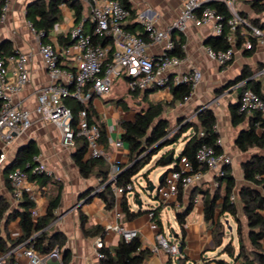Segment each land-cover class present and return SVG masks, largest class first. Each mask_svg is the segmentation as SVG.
<instances>
[{"label": "crops", "instance_id": "1", "mask_svg": "<svg viewBox=\"0 0 264 264\" xmlns=\"http://www.w3.org/2000/svg\"><path fill=\"white\" fill-rule=\"evenodd\" d=\"M36 1L38 0H4V5L1 9V13H4L5 17L4 21L0 22V55L9 54L12 51L29 56L27 62L28 82L14 96V99L19 101L22 107L30 112L32 121L31 127L21 137L16 139L9 148L7 159L0 168L1 176L4 180L2 169L13 161L18 148L34 141L39 149V162L50 170L54 177L59 179V181L49 179L48 184L43 187L44 189L39 194L35 205L39 216H43L46 213L48 200L56 193L57 186L60 185L62 187L60 207L56 211L57 217L48 227L49 234L58 232L63 235L64 246L62 247L61 258L63 257V252L67 249L69 255L67 264H99V260L96 259L95 255L94 241L97 238H101L106 248H113L120 240L119 237L103 231V227L106 224L113 222L112 210L106 209L99 198L90 197L93 191L88 197L89 201H87L88 198H82V195L87 190H90L99 179L96 176L81 177L73 161L75 147L73 149L62 148L56 128L42 121L34 111L37 91L53 83L48 77L38 54L36 35L28 26L27 12L33 9V4ZM42 1L47 2L48 0ZM250 1H238L235 5L236 11L244 15L249 21L257 20L260 25H263L264 12L256 14L251 8ZM60 2L59 20L50 32L48 40L59 52L61 66L66 70H72L76 65L78 51L74 42L70 40V32L75 26L81 25L82 31L90 35L94 23L87 0H60ZM129 4L132 14L124 24V27L128 32L140 36L145 34L138 19L139 14L152 19L156 27L164 29L178 17L182 0H129ZM77 9L80 11L79 17L76 15ZM60 37L67 39L65 47L60 45ZM176 37H179V40L182 41L181 48L184 52V58L177 67L169 70V75L193 69L201 72L200 82L192 89L191 95L183 103H177L174 106L168 105L171 101V93L166 88L136 92L137 94L134 95L133 92L127 90L125 85L121 86L119 82L115 85L110 95L94 96L92 99V119L103 127L106 135L107 145L104 150L109 156V161H105L107 174L111 162H120V164L127 162V145L123 143L122 148L113 146V142L120 139V135L123 132L121 122L132 121L135 114L145 110L149 104L161 103L163 105L167 104L164 108L163 118L168 121L171 129H176L177 122L180 119L196 122L195 113L200 107L212 110L216 119V133L221 140L220 150L229 156L238 168H231L235 184L237 187L246 185L247 183L242 178L241 164L251 155L257 153L258 150L252 148L243 153L236 148V136L240 130L247 127L248 116H245L242 123L234 126L231 122L229 109L231 105L238 104L240 93L244 90L243 86L250 81L259 82L264 87V74H261L264 68V43L256 44L252 55H246L241 46L236 48L233 60L228 65L221 67L217 62L210 60L204 51V47L208 46L205 41L213 37L210 24L204 25L199 21L189 22L186 31L178 33ZM161 51V46L158 45L149 44L147 47L148 55L153 58L157 57ZM244 68H246L249 75L247 80L234 84L233 82L241 75ZM8 80L11 82L15 80L13 64L9 66ZM126 92L131 95V99L128 101H124L122 96ZM145 92H148L147 96ZM114 101L116 103L115 106L112 104ZM144 103L145 108H143ZM133 108L138 110H133ZM217 188L220 194H223L224 185H219L218 178L214 176L213 172L205 171L201 181L182 190L183 205L187 204L191 193L194 192L195 196L192 210L186 216L183 225L185 245L177 257L182 258V264H217V260H223L228 263L233 262L228 255L223 253V249L226 244L231 242L235 253L238 251L235 221L226 213L219 216V211H216V217H219L225 226L222 243L218 246L213 238L210 224L203 219L202 199L204 193H213ZM0 194L6 198L11 207L15 206L10 190L5 188ZM233 195V202L236 206L239 220L244 224L245 217L242 214L239 196L237 192H233ZM133 201L135 204L136 200L134 198ZM170 207L174 215L175 212L183 209V206L178 203L175 206L170 205ZM140 208L138 211H141ZM161 209L157 216L159 232H154L150 229V221L145 213H140L130 221L122 220L126 228L138 232L141 249L149 251V255L143 264H168L169 258L172 259L171 256L162 251L151 253L157 235L165 236L160 222ZM80 213L84 214L83 218L86 221L84 226L86 228L100 226L103 231L102 235L95 237L84 236L81 229ZM229 223H232V227L229 226ZM226 228L229 230L230 235L226 234ZM178 229L179 232L174 233L171 231L170 234H172L171 240L180 246L181 229L179 225ZM233 229H235L236 242L232 235ZM6 232L9 239L17 238L20 235L18 221H11L7 225ZM1 235L5 236V232L2 231ZM228 239L229 241L227 242ZM261 247L264 250V238L262 239ZM61 258L59 261H52L50 264H61ZM241 262L238 261L235 264H240ZM172 264H176V260L173 259Z\"/></svg>", "mask_w": 264, "mask_h": 264}, {"label": "built area", "instance_id": "2", "mask_svg": "<svg viewBox=\"0 0 264 264\" xmlns=\"http://www.w3.org/2000/svg\"><path fill=\"white\" fill-rule=\"evenodd\" d=\"M90 6L94 23L93 34L109 38L110 45H96L91 41L90 35L82 31L81 25L75 26L70 32V40L74 42L78 51L76 65L72 70H66L59 61V52L50 42L40 41L42 33H35L29 23L28 26L36 35L38 41V54L41 58L48 77L53 82L37 91L35 114L51 124L59 133L60 145L64 149H73L75 140L82 138L86 143L87 158L109 161V156L101 143V129L96 122H90L84 109L78 112L75 125L72 115L65 106L64 101L71 98L81 105L94 96H108L112 92L113 80L122 77L129 92H143L150 89H168L177 84H187L193 89L201 80V72L197 69L183 73L169 75V70L177 67L182 59L170 54L174 45L179 41L177 33H184L189 22L199 21L201 24L212 27L215 37L225 35L229 47L226 50H215L205 46L206 56L221 67L228 65L234 58L236 42L241 41V47L246 50L253 48L252 42L264 43V28L253 25L248 19L236 11V3L240 0H182L181 11L169 26L164 29L155 26L152 19L139 14L138 19L142 24L145 39L124 29V24L131 17V10L125 8L117 0H87ZM258 1L264 4V0ZM218 2L225 6L230 13L226 19L206 3ZM5 7L3 8L4 11ZM4 13L0 14V22L4 21ZM149 44L161 46V53L153 58L147 53ZM110 54V56H109ZM28 55L20 52H11L0 55V168L7 159V153L14 141L21 137L31 125L30 112L23 108L21 103L14 99L28 82L27 62ZM14 65L15 80H8L9 66ZM264 74V68L261 71ZM114 78V79H113ZM238 113L245 116L258 114L264 122V99L250 89H244L238 99ZM214 131L216 128L214 126ZM202 136V132L200 133ZM215 144L220 147L221 140L217 137ZM115 148H122L123 142L118 139L113 142ZM195 160L198 164L194 168L185 158L181 157L172 162V167L167 171L157 197L160 204H177L179 190L198 183L203 179L205 171L214 173L217 178L223 177L224 169L231 168L232 159L222 151L216 152L213 146L202 144L196 151ZM35 165L25 170L14 168L7 174L11 197L14 204L26 196L36 205L39 194L44 189L37 181L30 180L31 176L43 175L46 178L59 181L48 170L38 157ZM120 162H111L107 174V183H111V193L115 199L111 209L113 222L103 227L104 233L113 234L125 242L138 238V232L128 229L123 224V214L119 207V200L125 194L133 191V183L117 185L116 178L121 172ZM174 168V169H173ZM232 175V172L230 171ZM217 186V184H216ZM101 189V187H100ZM99 189V190H100ZM134 198V196H133ZM139 199V198H138ZM234 201V195L230 196ZM136 200V199H135ZM140 200V199H139ZM154 209L147 212L150 229L159 232L158 219ZM34 218L39 217L36 208L33 209ZM160 234L151 249V253L162 251L178 261L180 255L176 242ZM105 247L101 238L94 241L96 259L100 260V249ZM62 248L55 246L48 253H39L29 242L15 246L7 253H0V264H7L10 256L13 264H50L59 261ZM24 259V261H23ZM240 264H245L241 262Z\"/></svg>", "mask_w": 264, "mask_h": 264}, {"label": "trees", "instance_id": "3", "mask_svg": "<svg viewBox=\"0 0 264 264\" xmlns=\"http://www.w3.org/2000/svg\"><path fill=\"white\" fill-rule=\"evenodd\" d=\"M125 8L130 9L129 0H117ZM60 0H48L44 2L38 0L34 2L33 9L27 12V18L31 24L35 33H42L40 41L42 43H48V37L53 30L55 24L59 20V5ZM251 8L257 13L264 12V4L258 1H250ZM4 5V0H0V14ZM210 6L214 8L218 13H221L226 19L230 16V13L221 3L214 2ZM80 11L77 9L76 15L79 17ZM132 14V11H131ZM242 17L247 19L244 15ZM255 26L264 28V24L260 25L257 20H250ZM126 30V28L124 27ZM127 31V30H126ZM139 36V35H138ZM139 37L145 39V35ZM91 41L96 45L106 46L110 45L111 41L106 37H99L93 34V28L90 33ZM59 43L63 47L66 46L67 39L59 38ZM240 39L236 42V48L241 46ZM205 44L215 50H226L229 44L226 41L225 35L220 37H210L205 41ZM182 41L179 40L175 43L173 50L170 54L177 56L180 59L184 58V52L181 48ZM253 48L251 50L244 49L246 55H252L256 43L252 42ZM12 52V51H11ZM110 56V54H109ZM248 73L244 68L241 75L237 77L234 84L240 81L247 80ZM243 88H248L258 94L264 99V87L259 82L250 81ZM136 95V92H133ZM148 92H145L147 96ZM171 101L168 105L174 106L177 103H183L192 93V88L187 84H177L170 88ZM93 97L87 102L86 105H81L77 101L68 98L64 101L65 106L71 112L72 123L75 125L77 121L78 112L84 109L87 113V118L90 122H95L93 118V109L91 107V101ZM167 104L161 103L149 104L145 110L137 112L132 121H122L121 127L123 129L120 135V140L127 145V162L119 164L121 172L116 178L117 185H126L132 183V178L139 173L142 167L148 164L152 156L159 153L165 148H169L168 151L160 155L156 161V166H165L171 164L173 161H177L181 157H185L194 168H197L198 164L195 160V154L199 146L206 144L213 146L216 152H220V147L215 144L218 137L214 131L215 115L212 110L208 108L200 107L196 110L195 119L193 121H185L180 119L177 122L175 132L169 127V123L163 118L164 108ZM231 122L234 126L243 122L245 115L238 113V104L230 106ZM248 125L245 129L238 132L235 139V146L240 152H247L249 149L255 148L257 153L251 155L246 161L241 164L242 178L247 183L237 187L235 179L230 174L231 168L224 169L225 174L223 177L218 178L219 185H224V192L220 194L217 188L213 193L205 192L202 199L203 219L206 223H209L213 238L217 245H221L224 237V224L220 221L219 217H216L217 208H219V216L228 214L236 223V235L238 241V251L235 253L234 247L231 242L225 245L223 253L228 255L232 259V263L225 262L223 260H217V264H235L238 261H242L245 264H264V250L261 247L262 239L264 238V122L258 114L248 116ZM101 129V143L104 147L107 145L105 131L102 126ZM202 132V136L200 133ZM180 139L184 141L178 158L174 159V151L171 147L176 144ZM86 143L82 138L75 140V151L73 154V161L77 167L81 177L89 178L90 176H96L100 181L101 189L94 195L99 198L104 207L111 210L114 207L115 199L111 193V184L107 183V165L102 158L92 159L87 158ZM39 155V149L34 141L28 142L18 148L14 159L12 161V167L7 166L3 170V184L7 190H10L7 174L14 168L25 170L28 167L32 168ZM169 158V162L166 164V158ZM174 169V168H173ZM146 177V176H145ZM30 180L37 181L40 187H44L48 184L49 178L45 176L37 175L31 176ZM62 187L59 185L56 188V193L48 200V206L46 213L43 216L34 218L32 211L35 208V203L29 200L26 196H23L14 207L7 202L6 198L0 194V253L4 254L12 250L15 246L29 242L33 244L34 248L39 253H48L55 246L62 248L64 246L63 235L61 233H48V227L56 219V211L60 207ZM233 192H237L241 206L242 214L245 217V223L242 224L239 220L238 212L230 196ZM92 190H87L82 198H88ZM182 189L179 190L176 202L183 206V209L175 212V219L180 226V248L182 249L184 243V229L185 218L192 210L194 205V192L190 194L187 204H182ZM138 194L134 195V199H138ZM89 201V198L88 200ZM119 207L122 211L125 220L130 221L137 217L141 211H132L128 201L127 195H123L119 200ZM163 207L162 204L154 209V214L157 217L158 213ZM81 217V229L84 236L95 237L102 235V228L95 226L94 228H86L84 226V214H79ZM18 221V227L20 235L11 240L6 232L7 225L13 221ZM5 232V236L1 233ZM102 258L99 260V264H143L145 259L149 255L148 250L141 249V242L139 238H135L130 242H125L120 239L118 244L113 248L103 247L100 249ZM68 250L63 252L61 258V264L68 263ZM13 257L10 256L7 264H13ZM173 259L169 258L168 264H172ZM178 262L182 264V258H178Z\"/></svg>", "mask_w": 264, "mask_h": 264}, {"label": "rangeland", "instance_id": "4", "mask_svg": "<svg viewBox=\"0 0 264 264\" xmlns=\"http://www.w3.org/2000/svg\"><path fill=\"white\" fill-rule=\"evenodd\" d=\"M176 35H178V33ZM118 82L121 84V86H123V85L126 86L123 78L117 77L116 79L113 80L112 90L115 88V85H117ZM122 96H123L124 101H128L131 99V95L127 92ZM112 104H113V106H115V104H116L115 101ZM143 106H144L143 108H145V103ZM133 110H138V109L133 108ZM172 130L173 131L171 132L170 136H172L175 132L174 128ZM183 146H184V141L182 139H180L176 144H174L171 147V149H173V151H174V159L178 158V155H179ZM168 150H169V148H165V149L161 150L159 153H157L156 155L152 156L150 162L148 164L144 165L142 167V169L139 171V173L132 178L133 191L129 192L128 196H127V201H128V204H129L132 211L136 212L139 209L137 207V205L134 204V201H133V196L135 194H138L139 199L141 201V208H140L141 213H145L146 216H147V212L149 210L159 207L160 199L157 197V194H158V188L160 187V185L158 184V178L164 171H168L172 167V163L169 165H165V166H156V161L160 157V155H162L163 153H165ZM9 156H11V154H9ZM233 167L235 169L237 168L236 163L232 161L231 162V168H233ZM99 183H100V181H96V183L93 185V187H91V190L93 191L94 195L100 189ZM149 183H151L154 186L153 191H146L145 190ZM4 190H5V188H4L3 179L1 176V170H0V193L3 192ZM170 208H171L170 205H165L161 209V213H160V222H161L162 231L165 234V237H167V238H169L168 236H169L171 231H173L174 233L179 232L177 221L175 219V215ZM217 211H219V208H217ZM122 218H123V220H125L124 217H122ZM125 221H127V220H125ZM229 226L232 227V223H229ZM233 228H234V226H233ZM234 230L235 229H233V231H232V235L234 236V239H235V231ZM226 234L230 235V232L227 228H226ZM228 241H229V239L227 240V242ZM235 242H236V239H235Z\"/></svg>", "mask_w": 264, "mask_h": 264}, {"label": "water", "instance_id": "5", "mask_svg": "<svg viewBox=\"0 0 264 264\" xmlns=\"http://www.w3.org/2000/svg\"><path fill=\"white\" fill-rule=\"evenodd\" d=\"M210 4H211V3H206L205 5H210ZM169 158H170V156H168V158H166V160H165L166 164L169 162ZM8 166L12 167V161L9 163ZM166 173H167V171H164V172L159 176V178H158V184H159V185L162 183V181H163V179H164ZM109 184H111V183L109 182ZM145 190H146V191H153V190H154V186H153L151 183H149V184L147 185V187H146ZM93 196H94V194H92L90 197H93ZM135 204L137 205L138 208L141 207V201H140L139 199H136ZM179 252H181V248H180V246H179ZM178 263H179V262L176 261V264H178Z\"/></svg>", "mask_w": 264, "mask_h": 264}]
</instances>
